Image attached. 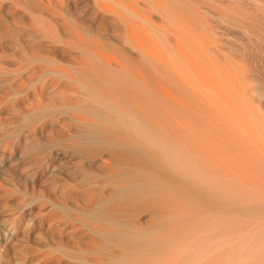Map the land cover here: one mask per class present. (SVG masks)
Instances as JSON below:
<instances>
[{"label":"bare ground","instance_id":"bare-ground-1","mask_svg":"<svg viewBox=\"0 0 264 264\" xmlns=\"http://www.w3.org/2000/svg\"><path fill=\"white\" fill-rule=\"evenodd\" d=\"M200 1L0 0V53H19L12 66L0 56V207L23 202L12 180L54 147L96 180L51 182L86 201L67 225L11 215L23 232L45 222L74 239L30 264H264V127L240 119L229 77L197 46Z\"/></svg>","mask_w":264,"mask_h":264},{"label":"rangeland","instance_id":"rangeland-1","mask_svg":"<svg viewBox=\"0 0 264 264\" xmlns=\"http://www.w3.org/2000/svg\"><path fill=\"white\" fill-rule=\"evenodd\" d=\"M150 12L154 20L160 22L159 13L152 8ZM223 16L225 19L218 23L219 17ZM188 22L196 29L197 46L209 60L216 62L219 74L224 73L229 77L224 82L232 85L230 89L220 83L224 91L233 98L236 109L243 116H240V119L250 123L252 128L258 125L264 127V110L260 97L252 90L253 87H261L259 84L264 80V0H201L195 5V16L188 19ZM244 24L246 28L243 27ZM253 28L259 30L260 35L253 33ZM0 56L8 66H12L18 61L19 53L4 47ZM250 64L259 66L258 73L250 72ZM261 136L264 138V133H261ZM259 140L261 141L260 138ZM52 149L53 154L58 152V157L48 161L44 167L40 166L39 171L30 175L31 177L25 178L21 171L14 179L6 177L9 180L13 179L12 184L15 181V186L22 190L23 194L20 195L25 199L23 202L22 200L17 202L18 199L12 197L10 199L16 200H9L10 206L5 208L6 210L0 207V239L4 242L0 244V264H30L29 261L34 255L63 253L58 248L59 245L65 251L72 245L74 239L69 238L67 229L58 235L56 229L52 232L51 229H54L52 226L39 222L35 232L28 229L23 232L13 225L14 220L11 219L12 214L20 213L34 221L45 215L58 214L67 225L68 222H72L71 217H83L79 212L86 204L84 199L60 197L58 189L49 190V186L53 181L58 186L82 183L84 188H87L91 187V183L95 184L96 180L89 184L83 181V172L79 167L69 161H58L63 153L58 147ZM2 154L0 151V156ZM6 156L3 154L0 157V184L3 183V169L9 164ZM18 170L19 167H16V171ZM9 180L6 181L7 184ZM23 184H32L36 191L27 193L19 187ZM107 186L104 188L107 189ZM14 201L17 203L14 204ZM32 210L35 212L34 215L31 213ZM79 231L83 229L78 227L77 232ZM88 255L96 256L94 253ZM63 260V264H78L75 260L66 258Z\"/></svg>","mask_w":264,"mask_h":264}]
</instances>
